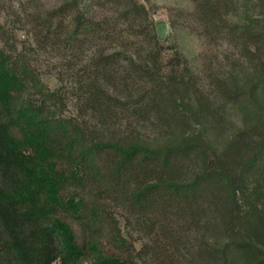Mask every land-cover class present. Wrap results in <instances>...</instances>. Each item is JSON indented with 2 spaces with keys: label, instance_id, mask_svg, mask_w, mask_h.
Masks as SVG:
<instances>
[{
  "label": "trees",
  "instance_id": "16d2710c",
  "mask_svg": "<svg viewBox=\"0 0 264 264\" xmlns=\"http://www.w3.org/2000/svg\"><path fill=\"white\" fill-rule=\"evenodd\" d=\"M193 2L203 74L139 0L41 3L30 47L91 48L54 89L0 18V264H264V0Z\"/></svg>",
  "mask_w": 264,
  "mask_h": 264
},
{
  "label": "rangeland",
  "instance_id": "374dc122",
  "mask_svg": "<svg viewBox=\"0 0 264 264\" xmlns=\"http://www.w3.org/2000/svg\"><path fill=\"white\" fill-rule=\"evenodd\" d=\"M62 0H0V18L9 36L15 33L21 44L28 47L31 38L33 13L41 3L56 5ZM148 8L155 22L165 21L167 30L162 39L167 47L177 44L190 59L195 69L203 74L205 62L208 59L217 66V54L221 56L233 49L234 44L224 36L208 37L203 34L202 24L199 22L195 3L193 0H139ZM1 43V41H0ZM91 48L88 42L80 45L75 41H69L64 35L60 46H37L33 44L29 49L28 56L36 63L44 81L51 87L56 88L60 81L55 75L57 65L60 62L68 63L74 74H80L86 66ZM216 62V63H215ZM85 72V71H84ZM86 73V72H85ZM62 115L76 114V105L70 100L60 111ZM125 221L122 220L124 227ZM141 247V242L137 243Z\"/></svg>",
  "mask_w": 264,
  "mask_h": 264
},
{
  "label": "water",
  "instance_id": "95a60500",
  "mask_svg": "<svg viewBox=\"0 0 264 264\" xmlns=\"http://www.w3.org/2000/svg\"><path fill=\"white\" fill-rule=\"evenodd\" d=\"M157 32L160 39H163L167 30V23L165 21H158L156 23Z\"/></svg>",
  "mask_w": 264,
  "mask_h": 264
}]
</instances>
